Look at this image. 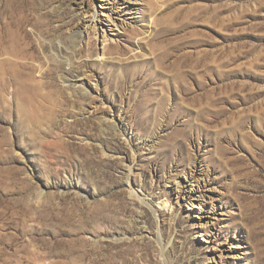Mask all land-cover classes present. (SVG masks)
<instances>
[{
  "label": "rangeland",
  "instance_id": "374dc122",
  "mask_svg": "<svg viewBox=\"0 0 264 264\" xmlns=\"http://www.w3.org/2000/svg\"><path fill=\"white\" fill-rule=\"evenodd\" d=\"M112 6L0 0V264H264V0Z\"/></svg>",
  "mask_w": 264,
  "mask_h": 264
},
{
  "label": "bare ground",
  "instance_id": "6f19581e",
  "mask_svg": "<svg viewBox=\"0 0 264 264\" xmlns=\"http://www.w3.org/2000/svg\"><path fill=\"white\" fill-rule=\"evenodd\" d=\"M128 1H131V0H113V6L107 12L106 11L104 12V14L107 16L106 21L108 22L109 25H112L115 23L117 24L115 17H121L122 14L134 10V8H132L131 6H128ZM88 12L89 11H87L86 9V11L85 10L82 11V14L85 15ZM116 24L115 26L120 25V24H117V25ZM121 25H123V23H121ZM108 28H111V27H108ZM94 32H96V35L100 34L104 38V40H107V37H108L107 28H105L104 26L102 27L101 31H100V28L98 29L95 26ZM71 37L73 38L75 44H77L78 42L81 43V41L84 38V32L79 31L78 33H73ZM63 79H65L64 82H67V78L63 77ZM81 86H84V85H81ZM82 88H83V92L87 93V91L84 89L85 87H82ZM27 89L28 88H26V91H28ZM81 110L83 111L85 109L81 108ZM202 170L203 169H201L200 166L195 167L190 177L188 178L191 184L193 185H191L190 189H187V190L184 189V190H181L180 192L181 197H187L190 199H194L195 201L197 200L199 201L200 205H203L205 199H207L208 197V195L204 191H202L200 187V181L202 180L201 177H202V172H203ZM128 185H130V178L128 179ZM195 185H199L198 188H196ZM129 188L132 189L131 186ZM210 199L211 201L213 200V198H210ZM142 203H144V201H142ZM208 224L209 222H207L206 225ZM234 244L236 246V243H232V247H234Z\"/></svg>",
  "mask_w": 264,
  "mask_h": 264
}]
</instances>
